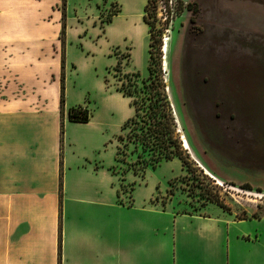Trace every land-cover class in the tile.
<instances>
[{"label": "crops", "instance_id": "crops-1", "mask_svg": "<svg viewBox=\"0 0 264 264\" xmlns=\"http://www.w3.org/2000/svg\"><path fill=\"white\" fill-rule=\"evenodd\" d=\"M60 3L0 0V264H264V214L165 207L142 179L132 204L119 202L121 182H135L113 173L101 107L88 123L69 120L88 104L69 100V56L88 41L71 28L61 111Z\"/></svg>", "mask_w": 264, "mask_h": 264}, {"label": "rangeland", "instance_id": "rangeland-1", "mask_svg": "<svg viewBox=\"0 0 264 264\" xmlns=\"http://www.w3.org/2000/svg\"><path fill=\"white\" fill-rule=\"evenodd\" d=\"M143 1L102 0L96 4V0H67L65 8V43L69 28L72 35L73 30L81 31L83 39L88 40L69 56L74 69L68 78L69 100H84L88 104L82 106H89V110L101 107L107 117L106 133L112 140L109 148L117 146L118 136L124 133L122 126L133 116L129 99L117 93L118 87L128 82L125 74L138 72L144 79L149 75L150 35L141 16ZM180 2L157 0L150 20H156V32L161 37L156 47L160 48L165 90L179 122L176 136L181 141L185 134L191 146L192 170L189 173L175 158L148 169L140 178L132 171L126 174L127 166L122 165L120 180L132 178L131 183L137 184L142 179L160 193L158 199L163 206L171 204L179 211L203 209L210 204V194L219 196L241 219L253 216L248 214L253 210L262 215L264 0ZM167 38L168 73L163 67L166 55L162 50ZM65 46L62 57L66 56ZM121 184L127 188L123 198L131 201L130 186Z\"/></svg>", "mask_w": 264, "mask_h": 264}, {"label": "trees", "instance_id": "trees-1", "mask_svg": "<svg viewBox=\"0 0 264 264\" xmlns=\"http://www.w3.org/2000/svg\"><path fill=\"white\" fill-rule=\"evenodd\" d=\"M62 1L63 29L60 40L65 44L66 19L65 8L67 0ZM181 0H177L180 2ZM157 0H148L144 8V22L149 26L150 34V62L148 66L149 75L146 79L142 78L140 73H128L124 78L128 81L123 82L118 87L124 97L131 99L130 106L134 108V115L129 118L122 126L124 132L117 138L116 162L112 167L115 175H120L119 169L122 165L127 166L124 170L126 174L132 171L136 176L144 178L148 169H156L163 162H167L178 158L189 173L192 170L190 163V155L182 147L180 139L176 136L177 123L174 115L173 105L166 93V85L162 78L160 48L156 47L161 37L157 35L156 24L150 20L153 16V10H156ZM191 7L190 5L188 6ZM154 8V9H153ZM119 70V68H118ZM60 105L63 112L65 106V56L62 57V77ZM91 111L88 107L82 105L73 107L69 110V120L78 123H88L91 119ZM63 132V130H62ZM183 144V143H182ZM184 146V145H183ZM126 179L123 178L122 181ZM135 184H130L131 191H134ZM61 191H62V175H61ZM127 194V188L120 184L118 189L119 202L122 195ZM132 198V197H131ZM209 203L215 204L226 212H230V208L220 200L219 196H207ZM132 201V200H131ZM129 201L128 205L132 202ZM260 215L254 213L253 217L258 218ZM61 241V240H60ZM61 248V242H60Z\"/></svg>", "mask_w": 264, "mask_h": 264}, {"label": "bare ground", "instance_id": "bare-ground-1", "mask_svg": "<svg viewBox=\"0 0 264 264\" xmlns=\"http://www.w3.org/2000/svg\"><path fill=\"white\" fill-rule=\"evenodd\" d=\"M169 42H170V39H166L165 41H164V43H165V48H164V51H163V53H164V60H167L168 58H167V56L169 55V52H170V50H169ZM169 64L168 63H166V68H164V70L166 69V71L165 72H167L168 73V71H169ZM177 116V114H176V111H175V117ZM178 118V117H177ZM177 123H179L178 122V120H177ZM180 126V125H179ZM179 131L182 133V130H181V128H179ZM182 142H183V145H184V148L187 150V151H189V153L192 155V153L190 152L191 151V146H190V144H189V142H188V140H187V138H186V136H185V134H182ZM198 163V162H197ZM199 164V167L200 168H202L204 171H205V173L207 172L209 175H211L213 178H215L216 180H218V184H220V185H223V183H222V181H220L219 179H217L215 176H213L211 173H209L206 169H204L203 168V166L200 164V163H198ZM206 173V174H207ZM207 174V175H208ZM233 188V187H232ZM234 190H237L236 188H233ZM256 196L257 197H262V196H260V195H258V194H256Z\"/></svg>", "mask_w": 264, "mask_h": 264}, {"label": "water", "instance_id": "water-1", "mask_svg": "<svg viewBox=\"0 0 264 264\" xmlns=\"http://www.w3.org/2000/svg\"><path fill=\"white\" fill-rule=\"evenodd\" d=\"M164 48H165V43H164V46H163V49H162L163 51H164ZM166 63H167V60H165L164 63H163V67H165V68H166ZM176 123H177V121H176ZM181 139H182V137H181Z\"/></svg>", "mask_w": 264, "mask_h": 264}]
</instances>
